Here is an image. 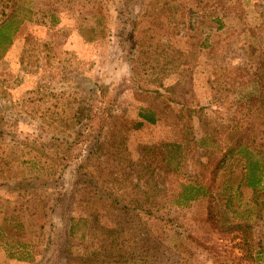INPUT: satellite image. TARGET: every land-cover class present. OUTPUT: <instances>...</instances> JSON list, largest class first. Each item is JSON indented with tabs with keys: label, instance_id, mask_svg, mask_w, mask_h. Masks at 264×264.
<instances>
[{
	"label": "rangeland",
	"instance_id": "rangeland-1",
	"mask_svg": "<svg viewBox=\"0 0 264 264\" xmlns=\"http://www.w3.org/2000/svg\"><path fill=\"white\" fill-rule=\"evenodd\" d=\"M1 30L0 264H264L231 151L264 156V0H0Z\"/></svg>",
	"mask_w": 264,
	"mask_h": 264
},
{
	"label": "trees",
	"instance_id": "trees-1",
	"mask_svg": "<svg viewBox=\"0 0 264 264\" xmlns=\"http://www.w3.org/2000/svg\"><path fill=\"white\" fill-rule=\"evenodd\" d=\"M7 32L4 30L0 31V39H7L10 41L11 39L8 38V35L6 34ZM140 117L142 120H139L136 122L135 127H141L144 125L145 121H148L150 123H154L156 121V117L154 112H148L145 110L140 111ZM231 151H236V153H239L242 155L245 160V174H244V180L247 183V185L254 190H259L260 188H263V183H264V156L261 155L260 153L253 152L252 149H250L247 145H245L243 142H240L235 148H231ZM26 180V179H25ZM44 184V181L40 180L38 177H33L30 179H27L26 181H20L17 183V186L20 188L24 187H37ZM188 188L184 194V199L191 200L194 198H198L199 195H206L208 193V187L204 188L201 186H196V185H188ZM201 193V194H200ZM114 201L116 203H119V200L117 198H114ZM186 203V202H185ZM73 217H70V227L68 228L69 233L67 236V241L70 239L72 232H73ZM247 226L248 224L245 225H240L237 227H240V229H244L247 232ZM66 251V250H65ZM70 258V256H67ZM67 258V260H69ZM54 260H51L50 263H53ZM55 263V262H54ZM53 263V264H54Z\"/></svg>",
	"mask_w": 264,
	"mask_h": 264
}]
</instances>
